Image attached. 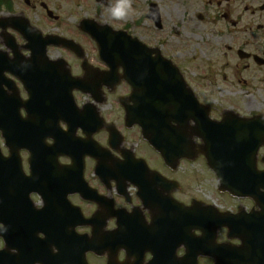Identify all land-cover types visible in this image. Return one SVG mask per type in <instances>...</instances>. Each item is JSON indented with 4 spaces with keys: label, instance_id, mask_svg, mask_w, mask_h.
I'll return each instance as SVG.
<instances>
[{
    "label": "flooded vegetation",
    "instance_id": "af4514ba",
    "mask_svg": "<svg viewBox=\"0 0 264 264\" xmlns=\"http://www.w3.org/2000/svg\"><path fill=\"white\" fill-rule=\"evenodd\" d=\"M78 0H76V3ZM83 1L84 0H80ZM100 0L99 4L93 2L95 15H90L99 22H108L114 30H121L128 35L140 39L146 46L157 49L159 53L171 60L179 70L184 73V78L198 99L208 103L201 95L202 90L213 86L219 80L242 81L241 75L227 76L226 73H235L238 67L242 73H255L257 91L260 96V105L249 112L238 111L242 116L264 114V0H130L132 9L129 15L120 21L112 20L106 11L108 5L114 0ZM52 9L53 14L48 16L46 9ZM63 9L60 0H0V18L2 16L26 17L31 25L35 26V20L43 19L40 30L48 33L51 22L61 19L59 11ZM73 24L59 29L60 35L82 34L77 26L78 18L71 16ZM178 25H183L178 28ZM199 30L206 37L203 41L208 44L216 41L218 51L222 47L221 60H208L200 69V66L191 67L192 60L179 63L176 54L182 55L183 48L171 52L173 46L170 42H176V38L186 39V36L198 35ZM13 35L16 41H20L14 28L0 27V50H5L6 36ZM180 35L179 37H176ZM186 35V36H184ZM172 39V41L170 40ZM18 43V42H17ZM170 48H169V47ZM182 49V50H181ZM185 49V48H184ZM68 58L67 62L74 76H81L83 70L81 60L68 50L61 49ZM175 50V49H173ZM238 50H243L250 56L240 59ZM21 51V50H20ZM85 51V57L90 63L91 71L101 72L106 68ZM233 54L238 56L235 60ZM253 56H257V63ZM191 76H186V70L191 69ZM202 70V72H201ZM120 72V70L118 71ZM236 79V80H235ZM245 82V80H243ZM10 87H2V92L15 96L18 92L20 98H25L22 86L19 82L9 81ZM98 99H118L130 93V87L124 82L97 87L91 84ZM77 105L89 103L92 96L73 92ZM84 99V100H82ZM12 103L15 104L12 97ZM209 104V103H208ZM102 104L98 109H78L75 117L59 114L57 117L47 115H33L31 128L25 129L21 121L26 117L24 108L16 111L0 108V129L9 137L17 138V145L27 150H21L11 159H4L2 171L4 177L0 179V250L5 255L14 256L11 264H81L83 258L80 254L83 248V240L91 239L95 230L94 241L97 255L88 253L85 256L88 264H119L126 258L135 264H146L152 258H159L160 264H173L181 259L184 253L182 245H176L178 240L182 242L183 227L179 218L183 214L170 212L169 219L165 222L153 220L155 210H163L161 207V193H165L174 185L159 177L146 176L141 165L135 158L142 157L146 161L144 153L152 151L150 147L139 139V130L136 126L127 128L124 124V111L118 106L115 113L103 112ZM214 119H220V113L211 108ZM216 114V115H215ZM103 117L107 122H113L123 136V142L119 144L113 140L110 146L108 132L99 128V118ZM72 130V137L80 146H63L55 150L53 139L45 137L39 148V132L43 130ZM83 131H93L89 136ZM45 135V133L43 134ZM139 141L136 147L133 143ZM196 144L199 143L195 139ZM2 144V143H0ZM101 147L108 150L102 151ZM133 153L129 155L127 151ZM68 152L70 155H65ZM263 150H259L260 157ZM101 152L103 156L95 153ZM0 153L7 157V148L2 146ZM82 172L78 169L77 162L82 154ZM152 169H157L148 161ZM164 166V165H163ZM160 164L158 167L163 168ZM118 167L123 171L120 173ZM166 169V168H165ZM159 173L169 181L179 182L181 179L176 171L159 170ZM136 171L140 180L137 186L127 178ZM9 181L12 197L7 198L5 185ZM215 182V179H213ZM215 185V184H214ZM139 187H142L145 196L140 199L137 195ZM181 189V188H180ZM174 190L172 195L179 201L189 204L190 200H183L182 190ZM99 195L98 200H92V196ZM225 197L226 206L220 207V211L237 210L248 211L254 207L251 199L234 201L228 195ZM192 199V198H191ZM143 200V204L141 202ZM198 200V199H197ZM208 203V202H207ZM21 206V210L15 213L14 231L6 227L8 220L7 206ZM24 206V209H23ZM204 206V205H202ZM47 207L46 216H39L37 211ZM177 208V206L175 207ZM95 215V216H94ZM192 215L198 218L202 224L213 226L215 214L212 211L197 209ZM94 216V219L92 220ZM49 224L50 237L31 229L24 236L22 225L32 223ZM128 226V230L118 231V226ZM130 234V241L120 242L121 235ZM202 237L207 242V256L198 258V264H215L221 253V245L226 244L229 249L231 244H238L237 239L230 240L226 228L217 230L215 236H201L199 231H192V238ZM26 240L27 243H24ZM14 248H10L12 243ZM52 242L60 243L68 252L64 257L58 256L56 246ZM43 243V251L39 254L36 244ZM74 243V245H72ZM225 246H223V250ZM74 252V256L71 253ZM226 253L225 260L229 256Z\"/></svg>",
    "mask_w": 264,
    "mask_h": 264
},
{
    "label": "rangeland",
    "instance_id": "374dc122",
    "mask_svg": "<svg viewBox=\"0 0 264 264\" xmlns=\"http://www.w3.org/2000/svg\"><path fill=\"white\" fill-rule=\"evenodd\" d=\"M84 5V3H82ZM67 4H65L63 17L65 18L63 22L72 23V19H67V16L71 14V12H67L66 10ZM81 11L80 8H78ZM88 14H93L94 11L91 7L87 8ZM39 23H42L40 21ZM51 26V25H50ZM183 25H178V28ZM63 27V25H62ZM54 31V30H52ZM177 35L176 37H179ZM186 36V35H184ZM70 37V36H68ZM72 38H76L81 43H84L86 49L89 54H94L95 57V46L91 41H87L81 35L72 36ZM206 37L202 34V31L199 30L198 35L194 36H186V39L176 38V42H170L173 46V49L170 48L171 52H175L177 49L183 48L182 55L176 54V61L179 63L187 62L192 60L190 63L191 67L194 65L202 66L208 60H221L222 59V47L219 46L221 51L216 50L217 42L210 41L208 44H204V40ZM172 41V39H170ZM185 48V49H184ZM52 57L58 55V51L54 50L50 52ZM65 58L64 55H61ZM233 58L237 60V57L233 54ZM241 67H238V70L235 73H226L227 76L234 75L236 78H239L241 75L242 81L236 83V81H230L229 79L219 80V82L215 83L213 86H209L206 90L201 91V95L205 101L209 102L212 107L217 110L232 107L233 109H240L242 112H249V109H256L260 105V96L257 91V82L255 78V73H242L240 72ZM191 69L186 70V76H191ZM202 72V70H201ZM236 80V79H235ZM245 80V82L243 81ZM102 108L106 111L114 113L117 110L116 103L114 101H107ZM111 113V114H112ZM196 164L193 165H186L182 164L180 168V172L178 173V177L181 179L183 183V191H182V198L184 200H188L189 198L193 197L194 195H199L205 200H214L211 197L212 188L209 185V170L206 167L203 160L195 161ZM157 164L158 161L155 160ZM198 169V175L196 174V170ZM198 176V178H197ZM203 178V179H202ZM198 182L199 185L196 184ZM197 185V186H196ZM94 264H98V260H93Z\"/></svg>",
    "mask_w": 264,
    "mask_h": 264
},
{
    "label": "clouds",
    "instance_id": "9594fccd",
    "mask_svg": "<svg viewBox=\"0 0 264 264\" xmlns=\"http://www.w3.org/2000/svg\"><path fill=\"white\" fill-rule=\"evenodd\" d=\"M132 9L130 0H114L111 5L106 8L108 16L112 20H124Z\"/></svg>",
    "mask_w": 264,
    "mask_h": 264
},
{
    "label": "water",
    "instance_id": "95a60500",
    "mask_svg": "<svg viewBox=\"0 0 264 264\" xmlns=\"http://www.w3.org/2000/svg\"><path fill=\"white\" fill-rule=\"evenodd\" d=\"M104 28H106V27H100V26H98V27H96L95 26V29H104ZM94 38H96V39H98V37L100 36V32H97V33H93V35H92ZM107 46H105L104 48H106ZM105 52H109V50L108 51H105ZM184 113H185V110H183V113H180V115L181 116H184ZM186 121H184V123H185ZM198 125V124H197ZM201 127L202 128H204L205 130H206V132H208V133H212V132H214L215 130H216V128H214L213 126H211V125H209V124H207V125H203V126H201V124H199L198 125V129H199V131L201 132ZM154 137V136H153ZM146 138H147V140L151 143L152 142V144L157 148V150L159 151V152H161L162 153V155L163 156H166V153L163 151V150H161V147H162V144H161V142H160V140L159 139H155V140H153L150 136H146ZM153 140V141H152ZM220 144H221V142L220 143H217V144H215V146H214V148H220ZM184 148H186V147H184ZM204 153L206 154V156H207V159H208V164H209V166H211L210 164H214V162H211V163H209V157H208V153H207V151H208V148L207 147H205L204 148Z\"/></svg>",
    "mask_w": 264,
    "mask_h": 264
}]
</instances>
